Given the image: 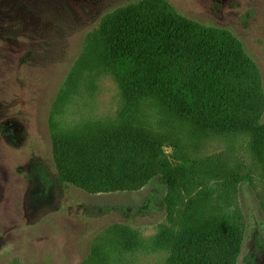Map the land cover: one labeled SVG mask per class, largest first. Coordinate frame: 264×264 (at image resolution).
<instances>
[{
	"label": "rangeland",
	"instance_id": "rangeland-1",
	"mask_svg": "<svg viewBox=\"0 0 264 264\" xmlns=\"http://www.w3.org/2000/svg\"><path fill=\"white\" fill-rule=\"evenodd\" d=\"M140 1L0 0V264H166L169 251L153 238L164 226L179 227L198 185L179 190L171 218L159 179L136 191L88 193L60 182L53 158L54 135L121 120L113 75L93 60L79 61L106 15ZM167 1L189 19L230 29L264 83V0ZM133 113L134 123L171 139L165 149L173 161L208 162L205 213L241 228L237 264L249 254L264 264V168L250 134L199 130L152 96ZM235 175L249 179L235 182ZM116 223L137 230L143 245L124 248L106 231ZM94 245L107 256L89 260Z\"/></svg>",
	"mask_w": 264,
	"mask_h": 264
},
{
	"label": "trees",
	"instance_id": "trees-1",
	"mask_svg": "<svg viewBox=\"0 0 264 264\" xmlns=\"http://www.w3.org/2000/svg\"><path fill=\"white\" fill-rule=\"evenodd\" d=\"M89 44L79 64L93 60L113 75L124 102L121 120L54 135L58 180L88 193H109L140 190L157 178L166 186L171 218L179 211V190L198 185L179 227H162L153 243L169 251L166 264H237L241 228L204 211L208 162L173 161L165 149L171 139L131 118L136 104L152 96L199 130L250 134L251 151L264 168V83L257 63L230 29L189 19L167 0H141L113 11ZM244 179L249 178L234 176L235 182ZM106 231L126 249L143 245L130 225L116 223ZM98 254L101 260L107 251L94 245L89 260ZM246 264H258L254 254Z\"/></svg>",
	"mask_w": 264,
	"mask_h": 264
}]
</instances>
